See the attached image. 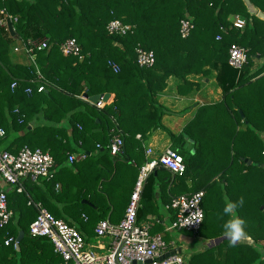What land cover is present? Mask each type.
<instances>
[{
  "label": "trees",
  "instance_id": "trees-1",
  "mask_svg": "<svg viewBox=\"0 0 264 264\" xmlns=\"http://www.w3.org/2000/svg\"><path fill=\"white\" fill-rule=\"evenodd\" d=\"M250 1L264 12V0ZM0 9L15 18L12 25L18 38L45 39L49 44L34 52L35 65L13 63L8 55L13 37L0 26V127L5 131L0 145L11 153L25 145L40 148L54 160L50 178L31 180L33 190L24 186L18 192L2 181L13 215L0 227V264H64L47 237L28 233L37 215L34 203L68 224L83 211L96 212L97 223L111 206L126 208L132 192L127 194L129 176L135 173L136 180L142 164L137 162L138 171L130 172L131 161L137 159L130 153V143L135 142L133 151L141 155V136L161 126L164 108L158 96L167 78L174 76L191 85L188 75L209 76L212 71L221 99L199 107L188 123L184 132L193 139L194 149L177 146L186 170L182 176H172L180 193L204 191V219L195 233L180 231L200 240L224 235L226 199L243 197L237 212L246 219L253 242L230 246L224 238L211 247L192 250L187 262L264 264V20L251 14L244 0H0ZM234 14L247 19L243 28L231 25ZM112 19L135 28L125 35H109L106 24ZM182 19L192 25L185 37L180 33ZM68 38H75L80 46L81 60L60 51ZM232 43L247 49V62L240 70L227 61ZM137 45L154 52L151 67L136 63ZM108 61L119 70L115 72ZM13 81L17 85L11 88ZM39 85L42 91H37ZM84 93H113L114 97L98 107L83 99ZM137 133L140 138L135 140ZM114 134L123 139L122 152L115 155L109 147ZM72 152L85 157L70 163ZM85 167L90 170L86 175ZM159 170L154 168L148 175L143 192L148 187L153 195L154 173L158 176ZM24 179L29 178H21L23 185ZM167 183L162 178L164 188ZM95 195L107 206L100 205ZM20 230L24 235L16 248ZM9 237L13 240L5 244Z\"/></svg>",
  "mask_w": 264,
  "mask_h": 264
},
{
  "label": "built area",
  "instance_id": "built-area-1",
  "mask_svg": "<svg viewBox=\"0 0 264 264\" xmlns=\"http://www.w3.org/2000/svg\"><path fill=\"white\" fill-rule=\"evenodd\" d=\"M0 26L8 31L7 20L12 23L15 20L4 9H0ZM247 23V19L241 15H234L231 25L241 29ZM134 24L124 23L119 19H112L106 24V31L109 35H125L132 32ZM192 25L188 19L180 21V33L183 37L190 33ZM218 38L220 36H217ZM47 40L27 39L17 37V45L13 47L14 52H23L29 63L35 65L36 50L48 47ZM59 49L66 55L83 58L80 46L75 38H68L63 41ZM136 63L140 67H151L155 62V54L152 50L145 49L140 45L135 48ZM247 49L236 43H232L228 49V64L240 70L247 62ZM110 67L116 72L118 65L113 61H108ZM38 77L41 74L37 69ZM17 85L13 81L11 88ZM43 85H39L37 91H42ZM26 92L31 93V88H26ZM88 100L87 97L81 96ZM106 100L102 99L94 103L98 107L104 106ZM5 134L0 127V137ZM139 137V135H136ZM123 139L119 134H114L110 147V153L115 155L122 152ZM151 148L145 150L146 161L139 167L129 201L124 210L122 218L118 222L109 219H101L94 228L93 233L97 238H109L108 244L104 247L100 243L92 244L86 240L85 236L75 226L68 224L61 218H56L48 209L39 203H34L37 209L36 217L29 223L28 233L33 237L45 236L52 245L53 250L58 254L64 264H188L187 259L181 254L173 239L165 240L161 233L151 232V223H139L137 220L138 209L140 208L141 194L148 175L156 167H162L169 171L172 176H182L186 166L183 156L178 150L166 148L157 158L150 157ZM85 153H69L70 163L84 159ZM54 160L52 156L40 148H30L23 146L17 153H11L5 149H0V227L5 226L13 215L7 205V194L2 186V181L6 185H11L18 192L24 190L21 178H29L35 181L39 178H50ZM204 191L197 190L191 193H179L171 197L166 205L173 211V218L166 227V230H186L196 232L202 224L201 222H191L184 225L186 221L192 220L201 214L204 219V211L201 205ZM29 203H32L29 201ZM184 225V226H183ZM13 239L5 240L8 244ZM16 242V240H15ZM90 244L88 248L87 245ZM264 246V240L261 241ZM175 250L173 253L171 251ZM179 250V251H178ZM102 251V252H101ZM166 255V253H168Z\"/></svg>",
  "mask_w": 264,
  "mask_h": 264
},
{
  "label": "crops",
  "instance_id": "crops-1",
  "mask_svg": "<svg viewBox=\"0 0 264 264\" xmlns=\"http://www.w3.org/2000/svg\"><path fill=\"white\" fill-rule=\"evenodd\" d=\"M234 15L230 16L229 18L230 21L232 20ZM9 34L10 36L13 37L8 49V55L11 61L13 63H21V64L29 63L28 57L23 52H14L13 50V47L17 45V35L15 33V30L13 35H11L10 32ZM186 78L189 82L192 83L191 85L188 83L182 84V80L177 77L175 78L174 76H169L167 78L166 86L159 93L158 96V101L160 105H162L164 108V113L161 118V126L147 132L145 136H141V141L139 140L142 148L141 155L133 151L137 149L135 146V142L132 141L131 139L132 142L130 144H132V147L130 149L131 150L130 153L132 155H135V158L137 159L131 161L130 167L132 169L130 170V172L134 169L138 171L137 162H141L143 164L146 161L145 150L147 148L152 149V153L150 155V157L152 158H157L166 148L168 147L173 148L174 145L178 146L179 149L180 148L188 149V150L194 149L192 148L194 145V141L184 132L186 130L185 128L187 127L188 123L194 119L197 111H199V107L205 104H212L218 102L221 99L222 92H221V87L217 84L215 80V71H212V73L209 76L194 74V75H188ZM180 89H182L181 90L182 93ZM113 97L114 94L109 93V96L106 99L107 102H105V104H109L110 102H112ZM68 133H70V131H68ZM136 135H139V137L136 136L134 137V139L138 140L137 138H140V133H137ZM172 136H174L175 138H173ZM186 142L188 144L187 145L188 147H184V144ZM157 169L160 170L158 172V176H156L157 174L156 171L154 173L155 179H157L155 180L156 183L153 185L154 190L152 189L154 193L152 195L151 190L148 187L145 189L144 192H142L141 200H140L141 206L139 210L142 208L143 210H141V214H139L137 220L139 223H148V222L151 223L152 233H161L163 237H167V240L173 239L177 244L176 246H178V249H180L181 251V247L183 245H185L186 247L191 245V239H189L188 236L185 235L186 233L180 230H176L179 231L178 234L175 235L177 239L176 240L174 239V237L169 236L171 234L169 233L168 230H166V227L169 226L173 218V211L167 208L166 205L168 204L172 196L180 193L179 191L180 188L177 182L178 180L176 181L172 177L170 172L167 171L166 169L162 167H156V170ZM83 171H84V175L90 173V170L87 167H85ZM94 175H90V176H94ZM162 178L168 180L167 186L165 188L162 185ZM129 179L131 180V183L128 186L129 189L127 194L129 193V191L133 190L132 188H133V183L135 181V173L133 175H130ZM159 180L161 181V185L157 182ZM23 181H25L23 186L30 187L33 190V188L31 187L32 185L30 184L31 180L24 179ZM81 183H85V181ZM98 186L101 188V185L98 184ZM170 186L172 188L171 193L169 191ZM81 187L84 188L89 187L91 190H94L92 186L84 185ZM96 198L97 197L95 195L94 199ZM81 202L91 204L87 199H82ZM97 202H99L100 205H106L103 202L102 197H98ZM144 204H146V208L143 207ZM260 208L262 209L263 206L261 205ZM124 209L125 208L123 207V205L120 207L117 206L115 209H113L111 206L110 210L106 212L104 218L109 219L112 222H118L123 216ZM10 210L12 211V208ZM97 220H98L97 213L88 210V211H83V213H81L79 216H74L73 218H71V224L75 226L83 234H85L86 239L89 242L94 241L95 244L100 243L105 247L109 242V238L105 237L100 239L95 237L93 233V227ZM221 236H224V238H226L225 235H221ZM179 241L181 242L180 244L178 243ZM244 241L250 244L253 242L250 237L249 239Z\"/></svg>",
  "mask_w": 264,
  "mask_h": 264
},
{
  "label": "clouds",
  "instance_id": "clouds-1",
  "mask_svg": "<svg viewBox=\"0 0 264 264\" xmlns=\"http://www.w3.org/2000/svg\"><path fill=\"white\" fill-rule=\"evenodd\" d=\"M244 204L243 197H240L237 201L227 200L223 207V217L227 219L223 223V231L225 237L228 239L230 246H235L236 244L249 239L248 233L246 231L247 221L240 215H238L237 210ZM203 220V215L186 221L184 225L190 224L191 222H201ZM183 225V226H184ZM262 251L261 249H257Z\"/></svg>",
  "mask_w": 264,
  "mask_h": 264
},
{
  "label": "water",
  "instance_id": "water-1",
  "mask_svg": "<svg viewBox=\"0 0 264 264\" xmlns=\"http://www.w3.org/2000/svg\"><path fill=\"white\" fill-rule=\"evenodd\" d=\"M245 2V5L246 7L248 8V11L251 13V14H256L257 17L261 18L264 20V12H262L261 10H257L253 3L250 1V0H244ZM7 27H8V31L11 33V35L14 34V29H13V25L12 23L10 22V20H7ZM84 97H87V99L91 102V103H96L99 98L102 96V99L105 101L108 96H109V93H102V94H94V95H91V96H88L87 93H84L83 94ZM239 112L241 113V116L242 115V112L239 110ZM187 142L184 144V147H188L187 146ZM250 163V161H249ZM24 235V231L23 230H20L19 233H18V236L16 238V242H15V246L16 248H18V243H19V240L22 238V236ZM222 239H224V236H220V237H216V238H213V239H210L206 245V247H211L213 245H216L219 241H221ZM175 250L171 251V253H173ZM179 251V250H178ZM168 253H166V255H168Z\"/></svg>",
  "mask_w": 264,
  "mask_h": 264
},
{
  "label": "rangeland",
  "instance_id": "rangeland-1",
  "mask_svg": "<svg viewBox=\"0 0 264 264\" xmlns=\"http://www.w3.org/2000/svg\"><path fill=\"white\" fill-rule=\"evenodd\" d=\"M3 148H4V146L3 145H0V149H3ZM173 149H177L178 150V148H177L176 145L173 146ZM67 208H68V206H67ZM178 232L179 231H176V230L169 231V233L171 234L169 236L174 237V239H176V236L175 235L178 234ZM185 235L188 236L189 239H191V245L190 246H187L186 247L185 245H183L181 247V254L184 255L185 257H188V255L191 253L192 250L201 249V248H203V247H205L207 245L205 243H208V240H200L199 238L195 237L194 235H189V234H185ZM89 243L95 244L94 241H91ZM178 243L180 244L181 242L179 241ZM87 247L89 248L90 247V244L87 245Z\"/></svg>",
  "mask_w": 264,
  "mask_h": 264
}]
</instances>
